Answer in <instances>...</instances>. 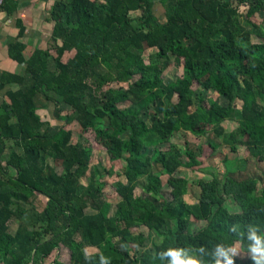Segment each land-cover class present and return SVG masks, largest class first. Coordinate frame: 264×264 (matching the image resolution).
I'll return each instance as SVG.
<instances>
[{
	"label": "trees",
	"instance_id": "16d2710c",
	"mask_svg": "<svg viewBox=\"0 0 264 264\" xmlns=\"http://www.w3.org/2000/svg\"><path fill=\"white\" fill-rule=\"evenodd\" d=\"M160 3L162 18L155 0H55L52 44L26 61L17 56L23 75L3 78L0 90L17 91L6 93L0 115V264H43L62 248L69 262L58 255L52 264H100L101 256L160 264L156 253L169 247L210 254L218 244L238 245L248 253L251 242L238 233L249 224L264 232V20H253L264 16V0ZM170 56L182 75L165 82ZM49 103L53 120L64 123L54 131L37 114ZM231 118L238 128L228 132ZM74 122L94 133L109 162L123 163L111 184L120 197L113 213L105 192L111 172L91 165L86 140L72 142ZM209 134L232 153L245 147L248 157L224 158L222 173L205 169L202 158L212 154L204 156V146L218 148L203 143ZM186 136L198 141L195 149ZM181 168L208 173L195 182L196 202L184 200L186 179L162 201L159 175ZM250 255L234 256V264H254Z\"/></svg>",
	"mask_w": 264,
	"mask_h": 264
},
{
	"label": "rangeland",
	"instance_id": "374dc122",
	"mask_svg": "<svg viewBox=\"0 0 264 264\" xmlns=\"http://www.w3.org/2000/svg\"><path fill=\"white\" fill-rule=\"evenodd\" d=\"M155 14L159 18H162L163 15V8L161 6L160 0H155ZM255 23H261L264 20V16L257 15L256 17L253 18ZM72 56V53H66L64 57L62 58L63 61H66L69 57ZM171 59V65L170 67L167 68V70L164 72V81L165 82H170L175 80L176 78L181 77L182 75V70L180 66L177 65L175 59L173 56H170ZM200 91H196V96H195V103L198 101V97L200 96ZM205 94V92L203 93ZM207 95H210L214 99H216L220 104L222 105H227V100L224 98L218 96L215 93H206ZM193 109V108H191ZM52 111H53V105L52 104H47V108L45 110H39L38 114L45 121H50V125L52 127V131L56 130L59 128L61 124H64L63 122L53 120L52 119ZM224 127L228 132L235 131L238 128V123L235 118H231L230 120L226 121L224 123ZM72 131V142H80L81 140H86L91 148H92V158H91V165L96 166L100 165L104 168H106L108 171L111 172L110 175H108V184L105 187V192H106V197L109 202L112 204V213L115 210V206L120 200V197L116 194L114 188L112 187V182L116 179L117 175L120 174L121 172V165L123 163L120 162H115L111 163L107 159L105 147L103 144L100 143L99 139H96L94 137V133L92 131H88L85 133H82L80 131L79 126L74 122L70 126H67ZM188 138L189 141V146L193 149H195V146H197L198 141L194 137L186 136V139ZM174 143L181 144L182 142V137L179 135L174 136L172 139ZM204 144H207V142L213 143L215 145H218V148L215 151H212L209 147L204 146L203 153L204 156L211 155V157L207 158H202L203 159V167L205 169L213 168L215 171H218L219 173H222L224 171V166H223V160L224 158H227V160L231 163H234L238 160L244 159L248 157V151L246 150L245 147L238 146V151L236 153H232L230 151V148L228 145L223 143V140L221 138H216L213 134L207 135L204 139H202ZM162 148H165L164 146ZM52 164V162L50 161ZM263 170H264V163H261L259 165ZM200 170H189V169H179V171L172 176L171 178L168 179V177L164 174L159 175L160 179L162 180L163 184V189H162V195L163 198L161 199L162 201H167L169 200L173 195H178L180 193V188H181V182L183 179H186L188 181V191L186 195L184 196V200L187 203H195L196 202V197L198 195L197 189L195 187V182L198 179H208V173L201 171ZM168 180V181H167ZM167 183V184H166ZM37 205L39 208H43L46 205V201L41 197ZM227 205L229 207L235 206V204L229 200L227 201ZM16 228V225L11 226V232L14 231ZM237 247V256L240 257H246L249 252H243L241 251L240 247L238 245H234ZM97 250L95 248H88L87 252L93 253L96 252ZM60 255V258L68 263L70 260V253L67 249L62 248L58 249L51 258H48L46 261L43 262V264H52L53 260L56 256Z\"/></svg>",
	"mask_w": 264,
	"mask_h": 264
},
{
	"label": "crops",
	"instance_id": "0c3cea01",
	"mask_svg": "<svg viewBox=\"0 0 264 264\" xmlns=\"http://www.w3.org/2000/svg\"><path fill=\"white\" fill-rule=\"evenodd\" d=\"M54 1L7 0L0 7V84L5 75H23L25 63L18 64L17 56L26 61L36 49L45 50L52 44L53 23L47 19ZM10 91H17V86L0 90V115L3 113L1 107L9 103L6 93Z\"/></svg>",
	"mask_w": 264,
	"mask_h": 264
},
{
	"label": "clouds",
	"instance_id": "9594fccd",
	"mask_svg": "<svg viewBox=\"0 0 264 264\" xmlns=\"http://www.w3.org/2000/svg\"><path fill=\"white\" fill-rule=\"evenodd\" d=\"M229 231L237 233L238 225H232ZM238 234L241 237L246 236V239L251 242L248 244V251L254 264H264V232L260 231V227L249 224L246 233ZM189 250H191V254H189ZM237 253L236 246L229 247L218 244L210 254L203 247L199 249L169 247L156 253L155 258L160 261V264H234L233 257ZM205 255H211V261L205 259ZM100 264H110V261L108 258L101 256Z\"/></svg>",
	"mask_w": 264,
	"mask_h": 264
},
{
	"label": "built area",
	"instance_id": "2783aa9c",
	"mask_svg": "<svg viewBox=\"0 0 264 264\" xmlns=\"http://www.w3.org/2000/svg\"><path fill=\"white\" fill-rule=\"evenodd\" d=\"M6 0H0V7H2L4 5Z\"/></svg>",
	"mask_w": 264,
	"mask_h": 264
}]
</instances>
